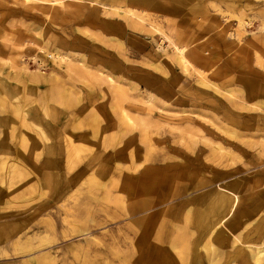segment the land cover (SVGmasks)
<instances>
[{"label":"rangeland","instance_id":"374dc122","mask_svg":"<svg viewBox=\"0 0 264 264\" xmlns=\"http://www.w3.org/2000/svg\"><path fill=\"white\" fill-rule=\"evenodd\" d=\"M40 1L26 4L24 0H0V57H4L0 68L8 71L5 63L10 62L15 68L25 67V74H41L47 80L31 81L30 92L25 85L8 80L17 88L0 103V146L7 147L0 152V260L5 262L0 264H30V257L41 255L54 257L55 264H146L142 258L145 253L169 244L163 239L167 226L178 225V231H182L183 209L189 207L192 215L203 214L193 196L202 195L209 187L216 188L225 179L239 181L240 190L251 196L247 198L249 204L241 198L237 208L247 209L251 215L243 234L258 224L264 228V175L260 174L264 172V154L254 147L259 134L247 133L232 122L230 104L223 96L200 86L196 73L184 74L167 59L165 55L171 50L163 38L187 44V49L201 55L196 68L217 87L230 74H237L247 79L249 88L256 87L250 82L254 80L264 90V0H236L242 4L240 10H245L244 21L250 22L240 29V37L236 34V18L230 17L241 11L227 10L217 0H153L148 9L133 6L144 24L161 30L162 35L157 34L153 41L147 24L145 28L125 27L122 17L99 15L119 29L109 27L96 18L89 0H60L55 6L42 2L51 0ZM7 41L13 43L5 46ZM55 52L62 56L61 65L53 59ZM76 58H83L92 72L96 68L112 73L105 67L108 64L120 68L115 78L123 77L126 87L137 88L128 91L130 98L136 93L141 95L131 101L155 105L156 115L145 119V112L127 107L134 118L135 132L118 134L111 128L113 112L107 86L93 85L85 71L81 77L69 71L70 76L67 74L66 62ZM156 71L170 75L165 83L159 82L157 91L147 86L153 74L162 75ZM56 81L71 87L70 93L60 95L63 92L61 88L58 91ZM262 90L258 93L264 97ZM242 95V103L253 100L246 98L245 92ZM260 99L264 98L256 100ZM83 104L87 112L80 115ZM22 109L40 115L39 125L44 129L41 139L12 114ZM262 118L264 112L243 111L238 120L244 126L262 123ZM212 123L235 132L238 140L215 131ZM207 129L219 138L209 135ZM21 132L29 136L27 143L20 137ZM26 145L31 147L24 152ZM215 145L227 153L218 155ZM152 181L158 188L165 185L163 190L143 195V184ZM198 183L207 184L195 187ZM254 195L260 197L252 199ZM188 198L195 199V203L183 208L181 204ZM145 200L148 207L154 203L157 206L156 221L163 228L147 231L151 243L142 247L136 242L139 231L143 228L146 233L154 222L141 223L142 215L132 209ZM212 200L208 199L207 208ZM201 215L197 219L199 227L190 229L194 237L200 233L201 238L191 240L187 251L184 241L179 240L180 233L174 230L177 248L193 257L196 264L209 230V216L202 219ZM226 233L229 240L230 234ZM10 234L13 237L4 241ZM222 249L227 250L225 245ZM217 264H227V259L222 257Z\"/></svg>","mask_w":264,"mask_h":264},{"label":"bare ground","instance_id":"6f19581e","mask_svg":"<svg viewBox=\"0 0 264 264\" xmlns=\"http://www.w3.org/2000/svg\"><path fill=\"white\" fill-rule=\"evenodd\" d=\"M31 1L35 2V1H40V0H31ZM151 1H153V0H89V2L92 4V12L97 15L96 18L100 19L99 15H103L106 17L109 15H117V16L125 19V21H126V23H124L125 27H133V28L138 27V26H144V28H145L146 24H147V22H146V24H144L145 20L140 15L136 14L132 10L134 8L133 6L138 5V7H141V8L144 7L145 9H148V5L151 4ZM209 1L214 2V0H209ZM217 1L223 2L227 6V10H232L234 12H240L241 11L240 9L242 7V4L236 0H232V1L217 0ZM24 2L26 4H28V3H30V0H24ZM42 2L48 3L51 6H55L56 4H58L60 2V0H51V1H42ZM214 7L217 10H219L218 5L217 6L215 5ZM160 8L161 7H158V9H160ZM220 13H221V15L224 14V12H222V11ZM244 13H245V10L241 11L240 14H237L235 16L233 15L230 17V18H233V17L236 18V22L238 25L237 26L238 28L236 30V34L239 37H240V32H241L240 29L243 26H247V25L249 26V24H250V22L244 21V19H243L244 15H245ZM227 18H229V17H227ZM100 20L103 21L109 27L115 28V30L119 29L117 27V25L114 26L113 23L108 21L107 18L102 17V19H100ZM262 23H264V22H262ZM147 25L149 26L148 28H150L149 29V32L151 34L150 39L152 41L155 40V36L157 34L162 35L160 32L161 30L159 31V29L156 28L154 25H151L150 23ZM139 30H141V29H139ZM173 30H174V28H173ZM262 31H264V29H262ZM163 38L165 39V41H167V43H168L167 46L170 47V50H171L170 54H168V52H167V54L165 53L166 54L165 56L167 57V59L169 58L171 60V62L176 63V65L180 67V70H182V72L184 74H187L189 76H193V75L195 76L194 73H196V76H199L197 83L200 86L213 90L214 94L219 95V96H223V98H225L229 102L230 107L231 106L235 107V111L233 110L232 107L231 108L229 107L230 115H231L229 117H232L230 119L232 120V122H235V124L237 126L243 127V130L245 132H247V133L256 132L259 134V135H257L259 142H255L254 147L257 150H260L262 154H264V120H262V123L254 122L250 125L245 124L244 126H242L238 120L239 116L241 115V113L243 111H246V112H251V111L264 112V99H260L254 104L242 103V101H244V99H245V95H242L241 91H236L233 88L220 89L215 84L206 80L204 78V76L200 74V71L196 68L195 62H196V60L201 59L200 58L201 55H198L195 51H192L191 49H187L188 48L187 44L180 43L179 41H176L177 43H174L175 41L172 42L166 36H164ZM113 39H115V38H113ZM12 43H13L12 41L11 42L7 41V43H5V46H8V45L10 46ZM114 44H116V43H114ZM119 44H121V43H119ZM115 48H116V46H115ZM53 55H54L53 59L56 62L60 61L59 64L61 65L62 64L61 63V60H62L61 57L62 56L60 57V53L55 52ZM64 58L65 57H63V59ZM3 59H4V57H2V58L0 57V60H3ZM258 59H259V57H258ZM262 63H264V62H262ZM5 64L8 66V71L0 68V101H1L0 103H2V100L8 99L9 95L13 94V91H14L13 89H15V87H16L15 85L9 83L8 80H13L15 83L25 85L26 88H24V89L29 91V92L31 91V89H28L31 81L33 83L40 82V81H47L46 78L43 77L41 74H36L34 76L28 75L27 73L25 74V70H26L25 67H22V68L16 67L15 68L14 64H12L10 62H6ZM105 67L110 68L112 70V73L102 71V69H96V68H95V70H93V72L90 71L88 64L83 60V58H80V59L76 58L74 61H71V62L68 60L65 64L67 74L69 71V72H73L76 75H78L79 77H81V75L85 71L87 73L88 77L90 78V81L93 85L99 86V85L105 84L107 86L108 94L111 97V100L109 102L111 104L110 105V111L113 112V119H112L113 122H112L111 128L115 129V131H117L118 134H120V135H122L121 133H124V134L132 133L133 134V132H135L134 131L135 130V127H134L135 122H134V118L131 116L128 108L132 107L134 110H137L140 112H145V117H144L145 119L146 118L152 119L153 116L156 115L155 110H157V108L155 105H154L155 107L153 105H150V104L148 105L147 101L146 102H140L139 100L131 101L134 98L140 99V97H141L140 94L136 93L135 96H133V99H131L129 94H128L129 93L128 91L135 92V91H137V88L135 89L134 87H131L130 85L129 86L127 85L128 87H126V85H124V82H123L125 78H123V77L115 78V73L121 72L120 68L113 66V65L112 66L108 65ZM15 69H17L18 71H12ZM192 72H194V73H192ZM70 74H72V73H70ZM75 82H76V80H75ZM233 82L234 81H229V84H232ZM239 84L241 85V81ZM56 86L58 88V91L62 90V92H63L60 95L69 94L71 91L70 90L71 87L69 88L68 85H64L63 82L58 81V83H57V81H56ZM60 86H63L64 88H62ZM47 88H49V87H47ZM91 93H92V91H90L88 93V96L86 95V99L89 98ZM45 94H47V93H45ZM29 95H28V97L31 98V96H29ZM39 95H37V96H39ZM18 96L16 98H18ZM76 97L78 98V100L80 99L79 95H77ZM101 97H103V96H101ZM257 97L258 98H264L259 93H257ZM19 98H20V96H19ZM240 99H242V101ZM46 100H48V98ZM236 100H238V101H236ZM124 102H126L128 106L124 105L123 104ZM13 103H15V102L14 101L11 102V105ZM54 103H56V102H54ZM136 103L137 104L140 103L144 107H141L142 105L137 106ZM11 105H10V108L11 107L13 108V106H11ZM14 105H16V104H14ZM42 105H43V103H42ZM84 105H86V104H83L80 107V109H82V110L78 111L80 113V115L81 114L84 115L85 112H87L86 108L85 109L82 108V107H84ZM7 107H9V106H7ZM15 108H13V109H15ZM0 109H2V107H0ZM13 109H12V111H13ZM10 111H11V109H10ZM13 113H14V116L19 117L20 123L22 126L25 127V129L36 132L37 135H40V134L43 135L44 134V129L39 125L41 123L42 119H40V115L36 111H32L29 109L27 111L25 109H22L20 111L14 110V112H12V114ZM262 119H264V118H262ZM92 120H93V118H92ZM94 120H96V119H94ZM94 123H95V121H94ZM211 126L213 128H215V131L222 133L224 135L227 134L226 136H228L230 139L238 140V135L235 132L227 130L222 125H217L215 123H212ZM142 130H144V128H142ZM142 130H140V132ZM21 133H22V136H20V137H24L25 140H23V141H25V143H27L26 141L29 140V136L23 132H21ZM184 133H186L187 135L192 134V133L187 132V131H185ZM207 133L214 138H219V136L215 132H212L210 129H207ZM41 135L38 138H40ZM45 135H46V133H45ZM182 137H184V135ZM16 140H19V139H16ZM185 141H187V140H185ZM185 143H184V145H185ZM17 144H20V140ZM21 144H23V142ZM180 145H182V144H180ZM192 145H194V144H192ZM68 146H69V144H68ZM23 147L25 148L24 152H27L29 150V147H31V146L26 145ZM42 147H43V145H42ZM190 148L192 149V147H190ZM6 149H7V147L5 145L0 146V152L5 151ZM214 149L216 150L217 154L220 156L223 155L224 153H227L223 148H221L218 145H215ZM39 150H38V152H39ZM10 151H11V149H10ZM34 152H36V151L34 150ZM14 155L15 154H13V156ZM12 160H15V159H12ZM189 160L191 161V158ZM10 161H9V164H10ZM16 162H15V164H16ZM21 167L22 166H20L19 168L22 169L23 167L22 168ZM260 174L264 175V172H261ZM216 179H219V177L218 178L215 177V180ZM153 181L149 182V184H147V185L143 184V186H144V189H143L144 192L142 191L143 195L145 193V196H148L152 192H155V194H158V193H160L159 189L163 190L165 185L162 184L158 188L157 182L154 183ZM206 184L207 183H198L197 185H195V187H200L201 185H206ZM240 186L241 185H240L239 181H232V179H230V180L225 179L224 181L216 184V188L209 187L208 191H205L202 195L193 196L198 201L197 204L203 208V214L201 215V213L196 212V213H193V215H192V209H190L189 207L186 209H183L181 211V217L184 216V219H183L184 223H183L182 231H180V232L178 231V229L180 230V226H178V225L174 226L173 224H171L173 227L167 226L165 228V235H164L163 239L166 238V240H169V244L166 243L165 246H162L161 248H157L155 250L148 251V253H145L142 256L144 262H146V264H150V263L151 264H196V260L192 259L193 257L191 258V256L188 253H184L183 250H179V248H177L176 242L174 241L175 231L180 233L179 234V240L184 241V243L187 247V249H185V251H187L188 247L191 246V245H189L191 240L195 239L196 241H198L201 238L200 233H198L197 236L194 237L195 235H194L193 231L190 229L199 227V223L197 222V219L199 218L200 215L202 216V219H203V216L206 215V216H209L208 220H207V224L209 225V230H207V232H208L207 237L206 236L204 237L205 239L207 238V242H205L204 246L200 247L203 251L202 253L205 252V254L203 256L202 253H200L201 258L197 259L198 264H217L218 261L222 257L224 259H227V264H264V228L259 227L260 224H258V227L254 226L253 230H250L249 232H246L245 234H243V230L247 226L250 225V223H249L250 218L249 217L251 215L249 214L247 209H245L243 211L242 210L238 211L237 208L239 207V203H240L241 198H245L246 204H249L250 200H247V198L251 197V196L249 194H246V190L244 192H243V190L241 191ZM254 196L255 197H252V199L260 197V196H256V195H254ZM209 198L213 199V200L209 204L211 206L209 208H207L206 206H207V201ZM195 199L188 198L181 205L184 208V206L186 204L195 203ZM146 201L147 200L140 201L132 209L133 213H137L138 215L139 214L142 215L139 218V221L141 223L147 222V224H148V222H150V221L152 223L154 222L153 227L151 228L149 226L150 228H149V230H146V233H147V231H150V230L151 231L152 230H159L160 231V229L162 230V228H163L162 223L156 221L157 218L159 219V217L157 216L159 214V210H157L158 209L157 206L154 203V205H152L151 207H148V204ZM159 204L161 207L162 204L161 203H159ZM149 212H151L152 215H150ZM147 213H148V218H146ZM143 230H144L143 228L140 229L139 234H138L137 239H136V242L138 243L137 245H141L142 247L147 246L148 244L151 243L149 240V234L148 233L146 234L145 231H143ZM195 230L199 231L200 229H195ZM227 231L230 234L229 240L226 239V234H227L226 232ZM13 232L14 231H12V233ZM12 237H13V234L6 235L4 238V241L11 239ZM158 238L160 239V235H158ZM205 239H204V241H205ZM1 241H2V239L0 238V242ZM224 245L226 246L227 250L222 249L224 247ZM242 246H244V247H242ZM13 261L14 260H10V262H13ZM28 261L30 264H55L54 257L48 256V255H41L40 258L30 257ZM0 263H5V262H4V260H0Z\"/></svg>","mask_w":264,"mask_h":264},{"label":"crops","instance_id":"0c3cea01","mask_svg":"<svg viewBox=\"0 0 264 264\" xmlns=\"http://www.w3.org/2000/svg\"><path fill=\"white\" fill-rule=\"evenodd\" d=\"M164 71L166 72V70H164ZM157 73L158 74H162V75L159 76L156 73L153 74L152 80H151L152 82H150L149 85H147L151 89L153 88L155 90L157 89V86H158L159 82L160 83H165L166 80H168V78L170 77V75L168 76V73H166V74L159 73V72H157ZM252 74L254 75L255 73H252ZM256 75H257V72H256ZM229 81H234V82L232 84H229ZM240 81H241V85L239 84ZM176 82H178V84H176V85L180 87L179 80H177ZM246 82H247V79L240 78L237 74H236V76L234 74H230L228 76V78H226V80L224 82H218V86L220 87V89L233 88L236 91L245 92V93H247L248 96H250V97L246 96V98L253 99L251 102H247V103L254 104V103H256L258 101V100H256L257 99V93H258V91L262 90V87L258 84L259 82L251 80L250 82H252V84H254L256 87L249 88L247 86ZM176 85H174V86H176ZM262 91H264V90H262ZM250 94H252V95H250Z\"/></svg>","mask_w":264,"mask_h":264}]
</instances>
